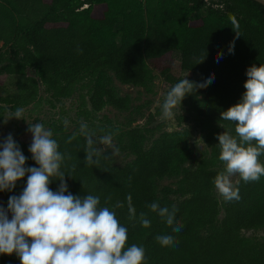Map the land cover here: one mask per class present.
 <instances>
[{
  "label": "trees",
  "instance_id": "trees-1",
  "mask_svg": "<svg viewBox=\"0 0 264 264\" xmlns=\"http://www.w3.org/2000/svg\"><path fill=\"white\" fill-rule=\"evenodd\" d=\"M203 9V15H194ZM231 18L239 24L238 37ZM1 45L6 49L0 52V85L9 75L26 81L16 80V88L13 85L7 96H0V115L40 104L44 98L64 104L79 90L78 115L83 123L88 129L97 126L105 134L113 133L118 148L134 156L118 166L105 152L99 167L89 166L80 125L72 131L63 123L52 129L58 150L65 155L61 168L68 186L65 195L99 196L100 206L109 208L125 202L124 208L112 210L128 229L125 247L136 244L145 249L143 264H264V238L243 234L264 231V176L248 183L239 179L240 199L231 202L220 200L213 183L224 170L218 135L236 137L235 123L222 120L221 112L241 101L247 69L264 64L263 4L256 0H0ZM204 52L203 62L197 63ZM218 54H222L219 62ZM28 68L38 76H27ZM155 71L170 87L185 77L202 82L214 75L211 84L186 95L180 106L184 110L180 119L199 128L208 150L197 154L190 131L161 132L148 147L157 126L94 123L92 117L107 105L120 111L133 107L129 95L118 94L115 79L148 87ZM13 139L27 158L25 167H38L29 151L32 133ZM259 160L264 164V155ZM27 176L17 180L11 191H0V207L7 210L9 197L22 193ZM165 178L174 179L175 186L160 188L158 183ZM59 184V179H52L49 188L57 191ZM129 194L136 209L132 220L126 206ZM153 202L176 206L180 232L173 233L151 211L148 205ZM141 213L150 227L141 225ZM162 234L175 236L178 243L161 246L155 237ZM0 264H21V260L15 252L0 253Z\"/></svg>",
  "mask_w": 264,
  "mask_h": 264
},
{
  "label": "clouds",
  "instance_id": "clouds-1",
  "mask_svg": "<svg viewBox=\"0 0 264 264\" xmlns=\"http://www.w3.org/2000/svg\"><path fill=\"white\" fill-rule=\"evenodd\" d=\"M231 24L236 36H240L235 18H231ZM233 49L234 42L230 43L228 51L231 53ZM205 55L204 52L197 63L203 62ZM220 58L222 54H218L217 62ZM246 75V91L241 101L221 112L222 120L235 123L236 137L226 132L218 135L219 160L223 162L224 170L215 176L213 183L228 202L240 199L237 186L240 180L234 185L232 177L238 174L248 183L264 176V164L259 160L264 155V64L252 65ZM213 80L214 75H209L202 82L185 77L175 83L161 105L162 118L172 119L174 109L181 106L186 95L206 87ZM23 114V108H17L10 118L21 119ZM67 123L65 120L64 124ZM28 131L32 133L29 151L38 167H25L27 158L11 134L0 143V191H11L16 181L28 173L22 193L9 197L7 210L0 207V253L11 255L15 252L21 264H143L145 249L136 244L125 247L128 229L120 224L112 210L124 208L125 202L117 201L109 208L100 206L99 196L87 194L81 197L70 192L65 195L68 191L64 179L66 173L61 170L65 155L58 150L59 144L53 138L52 130L42 123H34L29 124ZM79 135L85 139V163L89 166L99 167L100 158L107 149L119 151L113 144L111 132L95 138L88 131V125L81 123ZM74 138L75 134L69 142ZM52 179L60 180L57 191L49 188ZM126 206L129 219H135L131 194L126 197ZM148 207L164 219L173 233L181 231L182 225L175 219V205L161 207L153 202ZM9 211L11 219L8 218ZM144 217L141 213V225L150 227V220ZM155 239L165 247L178 243L171 234L157 235Z\"/></svg>",
  "mask_w": 264,
  "mask_h": 264
},
{
  "label": "rangeland",
  "instance_id": "rangeland-1",
  "mask_svg": "<svg viewBox=\"0 0 264 264\" xmlns=\"http://www.w3.org/2000/svg\"><path fill=\"white\" fill-rule=\"evenodd\" d=\"M206 12V9L196 12L194 15L199 17ZM6 48L1 45L0 52L4 51ZM174 59L176 63H179L180 57L179 53L174 54ZM185 75L184 72L180 73ZM27 76H38L37 71L34 68L27 69ZM154 80L148 87L133 86L123 84L117 79H115V87L117 92L121 96L129 95L132 99V109L129 111H120L111 105H107L102 111L98 112L92 117L95 124H106L108 121L112 122L115 126L122 128H132L135 126H148L159 127L155 131V135L151 137L148 142V147L151 145L152 141L158 138L161 132H172V131H190L192 134L191 144L196 148L197 154L203 150H208L207 145L202 139L201 132L199 128L192 122L182 121L180 116L184 113V110L178 106L174 109L175 115L170 120H164L162 118V113L157 114L158 110H161V105L165 99L167 92L171 87L166 83L164 76L159 72H154ZM24 83L26 81L25 77H13L11 75L6 76L3 80V84L0 85V96H7L10 92L9 88L11 86H17V81ZM42 93L44 91V86L41 85ZM9 91V92H8ZM80 91L74 95V99L70 102L60 104L54 102L53 104L44 100L40 104H32L23 108L24 114L23 118L17 119L15 117L10 118L13 114L11 112H6L0 115V143L11 134L13 138H17L21 134L28 132L29 124L42 123L46 129H53L54 124L63 123V125L69 130H75L83 123V118L78 115L80 109ZM140 111V114L138 113ZM10 118V119H9ZM67 120V125L64 121ZM88 131L93 134L95 138H99L106 135L97 126L88 129ZM113 144L118 148V141L113 136ZM103 147L102 145H98ZM119 149V148H118ZM2 150V148H0ZM112 155L114 163L118 166H122L127 162L134 159V156L130 153L123 152L119 149L118 152H113L112 149H107ZM240 177L237 174L232 177L233 183L239 180ZM158 185L161 187L169 185L175 186L174 179L165 178L160 180ZM218 197L221 201L224 199L217 192ZM243 234L248 237H255L257 239L264 238L263 230H244Z\"/></svg>",
  "mask_w": 264,
  "mask_h": 264
},
{
  "label": "water",
  "instance_id": "water-1",
  "mask_svg": "<svg viewBox=\"0 0 264 264\" xmlns=\"http://www.w3.org/2000/svg\"><path fill=\"white\" fill-rule=\"evenodd\" d=\"M256 1L264 5V0H256Z\"/></svg>",
  "mask_w": 264,
  "mask_h": 264
}]
</instances>
